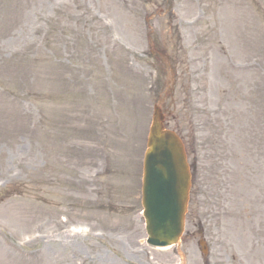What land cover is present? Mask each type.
Here are the masks:
<instances>
[{
	"label": "rangeland",
	"instance_id": "rangeland-1",
	"mask_svg": "<svg viewBox=\"0 0 264 264\" xmlns=\"http://www.w3.org/2000/svg\"><path fill=\"white\" fill-rule=\"evenodd\" d=\"M156 103L206 169L166 250ZM0 264H264V0H0Z\"/></svg>",
	"mask_w": 264,
	"mask_h": 264
},
{
	"label": "water",
	"instance_id": "water-1",
	"mask_svg": "<svg viewBox=\"0 0 264 264\" xmlns=\"http://www.w3.org/2000/svg\"><path fill=\"white\" fill-rule=\"evenodd\" d=\"M159 132L155 125L146 157L144 204L155 240L170 244L183 231L189 174L182 145L171 133L158 138Z\"/></svg>",
	"mask_w": 264,
	"mask_h": 264
}]
</instances>
